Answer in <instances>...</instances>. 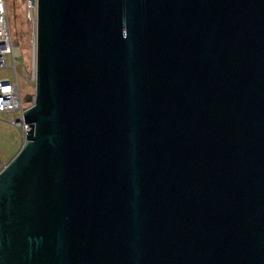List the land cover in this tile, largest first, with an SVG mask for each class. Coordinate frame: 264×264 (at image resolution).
Wrapping results in <instances>:
<instances>
[{"label":"water","instance_id":"obj_1","mask_svg":"<svg viewBox=\"0 0 264 264\" xmlns=\"http://www.w3.org/2000/svg\"><path fill=\"white\" fill-rule=\"evenodd\" d=\"M33 2L0 264H264V0Z\"/></svg>","mask_w":264,"mask_h":264},{"label":"rangeland","instance_id":"obj_2","mask_svg":"<svg viewBox=\"0 0 264 264\" xmlns=\"http://www.w3.org/2000/svg\"><path fill=\"white\" fill-rule=\"evenodd\" d=\"M29 0H4L6 21L9 28L11 43L19 59L16 64L19 92L24 106L31 101H24L25 95H32L34 82L30 80V65L34 53L33 25L26 19ZM5 63L10 64L9 56L5 55ZM8 69H0V77L8 75ZM16 117V114H10ZM7 116L0 114V161L7 162L18 150L23 139L14 127L6 123Z\"/></svg>","mask_w":264,"mask_h":264},{"label":"built area","instance_id":"obj_3","mask_svg":"<svg viewBox=\"0 0 264 264\" xmlns=\"http://www.w3.org/2000/svg\"><path fill=\"white\" fill-rule=\"evenodd\" d=\"M26 11V19L32 22L33 25V38L35 30V3L33 0L28 1ZM34 51V40L32 45ZM5 55L9 56V66L5 63ZM19 57L15 53L8 24L6 21V11L4 6V0H0V69H8V75L0 77V114L7 116L6 123L14 127L23 139L27 124L22 120V111L25 107L22 103V98L19 92V85L17 81L16 64ZM30 80L34 81V60L32 55V62L30 65ZM33 95V94H32ZM31 95V101H32ZM31 103V102H30ZM30 105V104H29ZM16 114V117L10 116V114ZM6 162L0 161V171L5 166Z\"/></svg>","mask_w":264,"mask_h":264}]
</instances>
